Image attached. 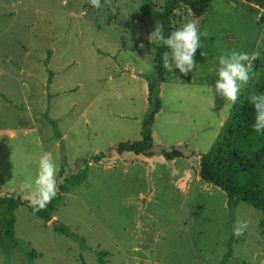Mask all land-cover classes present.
Masks as SVG:
<instances>
[{
  "label": "rangeland",
  "instance_id": "1",
  "mask_svg": "<svg viewBox=\"0 0 264 264\" xmlns=\"http://www.w3.org/2000/svg\"><path fill=\"white\" fill-rule=\"evenodd\" d=\"M0 0V197H19L13 232L4 235L0 204V264H264V214L198 175L234 105L264 82V22L231 0H211L195 17L175 11L172 27L195 20L202 46L187 74L165 70L156 91L152 155L117 152L141 140L152 109L155 78L148 37L166 0ZM143 45L140 47L139 45ZM236 50L262 60L230 105L215 92L217 57ZM47 61V62H45ZM210 86L213 96L208 91ZM227 113V116H226ZM181 157L166 160L161 150ZM43 152L63 176L87 160L85 181L68 187L53 220L28 210L22 181L36 174ZM104 154L99 163L91 161ZM247 222L240 236L236 221ZM60 222L67 234L54 227ZM228 243L231 255L222 262Z\"/></svg>",
  "mask_w": 264,
  "mask_h": 264
},
{
  "label": "trees",
  "instance_id": "2",
  "mask_svg": "<svg viewBox=\"0 0 264 264\" xmlns=\"http://www.w3.org/2000/svg\"><path fill=\"white\" fill-rule=\"evenodd\" d=\"M235 3L238 0H231ZM211 0H166L161 12L150 14L159 24L163 25L164 35L167 36L173 31L172 23L175 11L181 7L188 8L195 17H200L208 9ZM245 4H239L248 11H260L259 19L264 22V0H244ZM238 4V3H237ZM167 49L163 46H156L154 51L155 78L149 82V100L152 109L148 112L141 132V140L132 143H120L117 147L118 153L132 152L135 155H152V121L160 109V101L157 96L158 84L165 80V68L162 67L161 55ZM47 62V61H45ZM260 59L252 62V70H257ZM258 94H264V82L257 88ZM250 97L237 102L231 111L230 119L225 122L216 136L212 146L205 153L199 156L198 175L204 182L212 184L227 195V206L232 212L237 201H242L264 214V135L253 130L255 113L249 103ZM163 157L171 161L183 154L181 151L171 148L160 151ZM104 154L91 158L94 163H99ZM82 167L74 173L63 176L62 172L57 175L58 187L56 196L48 205L39 210L33 211L29 201L24 204L30 212L45 222L53 220L54 212L62 201V196L68 191V187L81 184L85 181L88 172V162L83 161ZM22 202L19 197H0V204L5 206L7 223L4 235L12 244H17L14 236L13 226L15 221L14 210ZM61 233L67 234L62 223L57 222L54 227ZM105 252H98L99 264H106L100 257ZM231 255V244L228 243L224 262ZM27 264H33L31 258L35 256L34 251L28 253Z\"/></svg>",
  "mask_w": 264,
  "mask_h": 264
},
{
  "label": "clouds",
  "instance_id": "3",
  "mask_svg": "<svg viewBox=\"0 0 264 264\" xmlns=\"http://www.w3.org/2000/svg\"><path fill=\"white\" fill-rule=\"evenodd\" d=\"M67 3V0H64ZM91 6L100 8V0H90ZM200 36L204 33L198 30L195 20H188L181 24L167 36L164 35L162 24L155 23L149 41H153L157 46H163L167 50L161 55L162 67L173 72L177 69L180 74H187L194 68L193 59L197 48L202 46ZM143 47V45H139ZM258 54H249L243 51L231 50L222 53L217 57L216 76L214 82L215 92L225 98L230 105H234L240 95L241 88L248 84L252 72V62L257 59ZM208 91L213 96L210 86ZM249 103L255 113L253 130L264 135V94L252 95ZM227 116V113H226ZM57 163L53 155L43 152L36 162V174L22 181L21 187L28 191L30 195L29 206L33 211L45 208L56 196L57 183L56 173ZM247 228V222L238 220L234 223L232 233L235 236L243 234Z\"/></svg>",
  "mask_w": 264,
  "mask_h": 264
},
{
  "label": "crops",
  "instance_id": "4",
  "mask_svg": "<svg viewBox=\"0 0 264 264\" xmlns=\"http://www.w3.org/2000/svg\"><path fill=\"white\" fill-rule=\"evenodd\" d=\"M240 201H237L236 204H235V207L237 206V204L239 203Z\"/></svg>",
  "mask_w": 264,
  "mask_h": 264
}]
</instances>
